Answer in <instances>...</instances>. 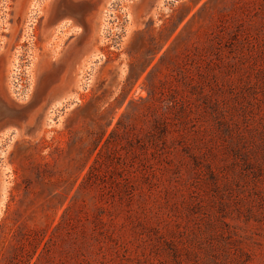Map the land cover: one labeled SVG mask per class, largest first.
Returning a JSON list of instances; mask_svg holds the SVG:
<instances>
[{"label":"rangeland","instance_id":"374dc122","mask_svg":"<svg viewBox=\"0 0 264 264\" xmlns=\"http://www.w3.org/2000/svg\"><path fill=\"white\" fill-rule=\"evenodd\" d=\"M0 264H264V0H0Z\"/></svg>","mask_w":264,"mask_h":264},{"label":"trees","instance_id":"16d2710c","mask_svg":"<svg viewBox=\"0 0 264 264\" xmlns=\"http://www.w3.org/2000/svg\"><path fill=\"white\" fill-rule=\"evenodd\" d=\"M166 126H167V123L165 121L161 123V127H163L162 131L166 130ZM112 134H113V130L111 131L110 136H112ZM107 141H108V139H106L105 142H107ZM91 168H93V167H91Z\"/></svg>","mask_w":264,"mask_h":264}]
</instances>
